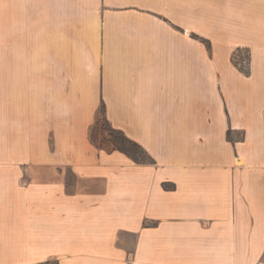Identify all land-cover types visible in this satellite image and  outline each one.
Here are the masks:
<instances>
[{
	"label": "crops",
	"instance_id": "1",
	"mask_svg": "<svg viewBox=\"0 0 264 264\" xmlns=\"http://www.w3.org/2000/svg\"><path fill=\"white\" fill-rule=\"evenodd\" d=\"M262 261L264 0H0V264Z\"/></svg>",
	"mask_w": 264,
	"mask_h": 264
},
{
	"label": "trees",
	"instance_id": "2",
	"mask_svg": "<svg viewBox=\"0 0 264 264\" xmlns=\"http://www.w3.org/2000/svg\"><path fill=\"white\" fill-rule=\"evenodd\" d=\"M206 44L209 45L208 42ZM233 62L246 76L251 75V55L249 50L238 49L233 55ZM90 138L92 143L100 150L120 151L138 164L155 163V160L139 143L130 139L123 131L114 128L110 124L104 105L101 106L97 121L90 130ZM228 138L232 139L231 132L228 133ZM164 187L168 188V185L164 184Z\"/></svg>",
	"mask_w": 264,
	"mask_h": 264
},
{
	"label": "rangeland",
	"instance_id": "3",
	"mask_svg": "<svg viewBox=\"0 0 264 264\" xmlns=\"http://www.w3.org/2000/svg\"><path fill=\"white\" fill-rule=\"evenodd\" d=\"M237 52V50L234 52V53H236ZM234 55V54H233ZM239 58V57H238ZM239 60V59H238ZM232 61H233V57H232ZM234 63V62H233ZM235 65V64H234ZM236 66V65H235ZM237 67V66H236ZM238 68V67H237ZM238 70L240 71V69L238 68ZM241 72V71H240ZM69 174H68V178H69V180L71 181L72 179H73V175L71 174V172H69V171H67Z\"/></svg>",
	"mask_w": 264,
	"mask_h": 264
},
{
	"label": "snow or ice",
	"instance_id": "4",
	"mask_svg": "<svg viewBox=\"0 0 264 264\" xmlns=\"http://www.w3.org/2000/svg\"><path fill=\"white\" fill-rule=\"evenodd\" d=\"M262 264H264V261H262Z\"/></svg>",
	"mask_w": 264,
	"mask_h": 264
}]
</instances>
